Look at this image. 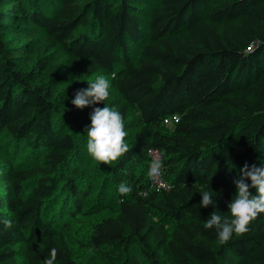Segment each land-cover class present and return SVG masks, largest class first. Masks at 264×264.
Instances as JSON below:
<instances>
[{"label":"trees","instance_id":"1","mask_svg":"<svg viewBox=\"0 0 264 264\" xmlns=\"http://www.w3.org/2000/svg\"><path fill=\"white\" fill-rule=\"evenodd\" d=\"M137 1L0 0V221L13 222L0 223V264H44L52 248L54 264H79L67 232L97 209L89 195L100 169L116 205L89 225L91 250L123 264H264V213L223 244L203 227L213 211L229 212L243 165L264 166V0H160L146 35ZM15 37L28 40L12 45ZM113 72L105 102L66 103L92 75ZM104 103L126 130L136 117L129 152L111 165L87 156L83 128ZM73 118L80 123L68 127ZM20 142L16 163L9 151ZM152 148L168 189L147 180ZM209 187L220 195L199 207Z\"/></svg>","mask_w":264,"mask_h":264},{"label":"clouds","instance_id":"2","mask_svg":"<svg viewBox=\"0 0 264 264\" xmlns=\"http://www.w3.org/2000/svg\"><path fill=\"white\" fill-rule=\"evenodd\" d=\"M116 78V73L111 74ZM87 89L78 90L71 103L78 109L90 107L105 102L109 96V79L103 74L96 77L94 82L88 83ZM91 124L85 126L87 134V153L100 164L111 165L129 152V146L125 142L128 133L125 131L124 117L115 107L104 103L103 108L95 107L90 114ZM163 163L159 155H153L148 169V176L153 181H158L162 176ZM251 181L249 184L247 181ZM237 193L228 203L229 212L221 214L213 211L208 219L203 222L207 230H214L221 244L230 241L232 236H243L250 231L249 225L264 213V166L257 167L255 163L251 166L246 162L239 170L238 178L233 181ZM250 188L256 189V195L250 192ZM132 191L130 185L121 182L118 192L124 196ZM201 202L199 207L207 208L215 205L213 199L215 193L211 187L199 191ZM5 229H11L13 222L5 219L0 221ZM57 257V249L50 250V256L45 259L44 264H54Z\"/></svg>","mask_w":264,"mask_h":264},{"label":"rangeland","instance_id":"3","mask_svg":"<svg viewBox=\"0 0 264 264\" xmlns=\"http://www.w3.org/2000/svg\"><path fill=\"white\" fill-rule=\"evenodd\" d=\"M160 2V0H140L137 2H133V5L137 8L139 17L141 18V25H142V29H143V33L144 35H146L147 33V18H148V14H149V10L152 6L158 4ZM144 37V36H143ZM28 39H26L25 37H15L13 38L12 45H16L20 42H25ZM133 53L135 55V57L137 56L138 53V47H133ZM15 55H17L19 62H21V59L25 56V53L23 52V50H16ZM22 61H25V65L27 67H30V63L26 62L25 59H22ZM101 75V73H96L94 75H92L90 77V79L95 80L97 76ZM106 78L111 79V75H105L103 74ZM109 91L111 93H114V87H112L110 85L109 87ZM72 99L71 98L69 100L66 101V103L70 106H72L73 104L71 103ZM73 108L75 109V111H82L83 109H78L73 105ZM129 125L130 128L125 131L128 133L127 136H130L133 131L136 129L135 126V121H136V117L133 111H131L129 113ZM78 122L77 118H73L72 121H68L67 122V126L68 127H73L75 125H77ZM85 129V125L83 127ZM6 136L3 133H0V145L5 143L6 140ZM125 142L129 145L130 141L129 140H125ZM6 145V144H5ZM9 153H11L15 159V162L17 163L21 157L24 156L25 154V149H23V142H20L16 148V150L14 152L9 151ZM87 156H90L89 154ZM92 178V189L90 192L89 197H96L99 196L98 198V204H97V209L91 213V214H81L79 215V221L80 222H75L72 223L70 229L67 232L68 235V244L71 248L72 254L74 259L79 263V264H123V262H121L118 258H113V259H107L105 258L103 255H101L100 253L91 250L89 247L85 246L84 244V240L83 238L85 237L86 232L89 229V225L98 220L99 218H101L102 216H106L109 214H112L114 209H115V198H113L111 196V185H109L106 189V187L104 186V172L103 170H97L95 172L92 173L91 175ZM105 192V197L104 200H102L101 198H103L102 196H100L101 192ZM107 203L109 205V207H104L103 204ZM17 247L21 248L22 244L19 243L17 244ZM17 261L18 263H22L24 261L23 259V255H22V251L19 252V254L17 255Z\"/></svg>","mask_w":264,"mask_h":264},{"label":"built area","instance_id":"4","mask_svg":"<svg viewBox=\"0 0 264 264\" xmlns=\"http://www.w3.org/2000/svg\"><path fill=\"white\" fill-rule=\"evenodd\" d=\"M174 120H176V116H173L170 121H174ZM153 155H159L160 158L162 159L161 154L157 149H153V148L149 149L148 154H147V162H148L147 173H148L149 165L153 158ZM147 180L149 181L150 185L156 189H168L170 187L169 181L167 180L164 174V167L162 168V176L158 181L151 180L148 174H147Z\"/></svg>","mask_w":264,"mask_h":264}]
</instances>
